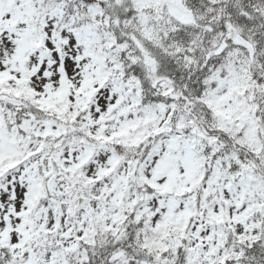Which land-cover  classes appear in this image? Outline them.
Here are the masks:
<instances>
[{
  "label": "snow or ice",
  "instance_id": "obj_1",
  "mask_svg": "<svg viewBox=\"0 0 264 264\" xmlns=\"http://www.w3.org/2000/svg\"><path fill=\"white\" fill-rule=\"evenodd\" d=\"M0 264H264V0H0Z\"/></svg>",
  "mask_w": 264,
  "mask_h": 264
}]
</instances>
